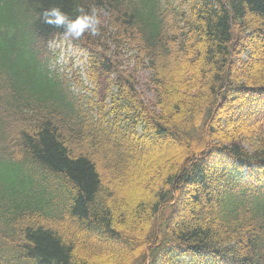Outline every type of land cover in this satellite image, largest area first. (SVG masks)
<instances>
[{
  "label": "trees",
  "instance_id": "16d2710c",
  "mask_svg": "<svg viewBox=\"0 0 264 264\" xmlns=\"http://www.w3.org/2000/svg\"><path fill=\"white\" fill-rule=\"evenodd\" d=\"M0 264H264V0H0Z\"/></svg>",
  "mask_w": 264,
  "mask_h": 264
},
{
  "label": "clouds",
  "instance_id": "9594fccd",
  "mask_svg": "<svg viewBox=\"0 0 264 264\" xmlns=\"http://www.w3.org/2000/svg\"><path fill=\"white\" fill-rule=\"evenodd\" d=\"M76 12L72 16L61 7L53 6L43 10L41 16L46 24L63 29L65 37L72 40H79L86 33L94 37L101 34V20L94 6L90 10L78 6Z\"/></svg>",
  "mask_w": 264,
  "mask_h": 264
},
{
  "label": "rangeland",
  "instance_id": "374dc122",
  "mask_svg": "<svg viewBox=\"0 0 264 264\" xmlns=\"http://www.w3.org/2000/svg\"><path fill=\"white\" fill-rule=\"evenodd\" d=\"M104 23V22H103ZM51 48L58 49V55L56 58V64L59 67V70H74L76 68H83V50L80 49L81 45L79 43H75L72 39L65 37V35L61 36L60 39H56L51 43ZM127 64L133 66L132 61H126ZM135 73L138 77L137 81L139 82V90L142 91L143 95L146 98L151 96V92L149 88L145 86L147 79V64H135ZM88 85H91L90 82H87ZM91 95V93H88Z\"/></svg>",
  "mask_w": 264,
  "mask_h": 264
}]
</instances>
